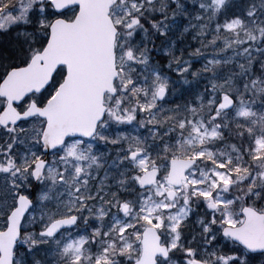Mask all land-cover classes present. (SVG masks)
<instances>
[{
	"label": "snow or ice",
	"instance_id": "obj_1",
	"mask_svg": "<svg viewBox=\"0 0 264 264\" xmlns=\"http://www.w3.org/2000/svg\"><path fill=\"white\" fill-rule=\"evenodd\" d=\"M0 264H264V0H0Z\"/></svg>",
	"mask_w": 264,
	"mask_h": 264
}]
</instances>
